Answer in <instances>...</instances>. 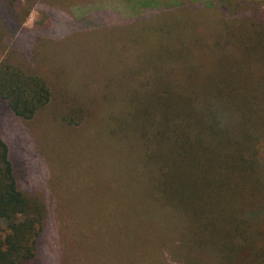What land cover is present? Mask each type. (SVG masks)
Returning <instances> with one entry per match:
<instances>
[{
	"label": "rangeland",
	"instance_id": "rangeland-1",
	"mask_svg": "<svg viewBox=\"0 0 264 264\" xmlns=\"http://www.w3.org/2000/svg\"><path fill=\"white\" fill-rule=\"evenodd\" d=\"M42 1L32 5L23 22H15L19 33L4 42L12 48L19 37L15 56L34 58L50 87V100L30 119L0 108V133L19 168V185L47 207L37 257L29 264H236L245 238L236 230L231 237L224 234L244 223L256 227L259 255L264 248V102L253 103L257 120L251 130L257 139L251 153L255 164L248 171L252 178L231 201L221 205L214 200L216 209L206 212L209 225L202 231L150 198L138 150L115 126L128 117L126 100L135 91L144 92L147 77L167 67V48L177 55L183 43L192 42L184 74L190 84L210 79L222 57L214 42L225 34L231 38V29L234 42L243 31L251 34L250 23L232 15L251 11L261 23L264 0ZM203 2L207 7H191ZM38 3H46V14ZM23 4L15 0L13 14ZM152 6L158 17L150 20L144 13ZM36 23L46 28L35 31ZM205 43L211 47L201 50ZM235 51H229L225 66ZM103 99L104 106L92 107L89 119L68 124L62 118L77 102ZM238 178L242 180L237 176L232 183ZM240 190L236 187V193ZM230 211L235 221L222 227ZM250 229L253 238L255 230ZM244 260L264 264L256 255Z\"/></svg>",
	"mask_w": 264,
	"mask_h": 264
},
{
	"label": "trees",
	"instance_id": "trees-1",
	"mask_svg": "<svg viewBox=\"0 0 264 264\" xmlns=\"http://www.w3.org/2000/svg\"><path fill=\"white\" fill-rule=\"evenodd\" d=\"M14 1L0 0V108L6 107L16 116L30 119L49 102L51 90L45 76L35 68L34 58L22 60V56H15L19 37L13 41L12 48L4 42L17 32L20 24L15 22H23L32 5L38 2L24 0L22 10L13 14ZM45 4L38 3V6L46 14ZM191 4L194 8L208 5ZM156 8L146 9L144 16L155 19ZM254 14L243 11L231 16L238 22H249L251 34L243 31L244 36L234 42L231 39L236 37V32L231 29V38L225 34L223 39L214 42L222 57L216 60L210 79L190 84V76L184 74L191 58L189 50L194 48L192 42L183 43L182 49L176 50L177 55H171L167 48V67L157 69L154 77L152 74L147 77L144 92L135 91L126 100L128 117L117 120L115 126L131 147L138 150V162L142 163L145 178L151 185L150 198L160 200L175 216H184L188 223H196L200 231L209 225L206 212L215 210L218 202L223 205L231 201L252 178L248 171L255 164L251 162V153L256 151L257 139L251 130L257 120L253 103L255 99L264 102V32H261L264 21L260 23ZM46 18L49 22L52 17L47 14ZM43 28L45 23H36L34 30ZM169 43L173 45L172 41ZM208 47L210 43H205L200 49ZM232 49L236 55L225 66ZM105 99L91 104L77 102L71 114L62 118L68 124L80 123L91 118L92 107H103ZM246 110V117L253 115L255 119L247 120ZM18 173L16 161L0 133V264H29L37 257L48 214L41 199L20 187ZM237 176L242 180L238 178L232 183ZM236 187L241 188L238 193ZM225 218L222 227L235 221L234 211ZM238 226L224 234L231 237L236 230L245 238L235 263L247 264L244 258L250 259L253 255L264 262L263 246L260 245L259 255L255 250L256 227L248 223ZM250 227L255 230L253 238L248 235ZM227 244L229 241L221 249Z\"/></svg>",
	"mask_w": 264,
	"mask_h": 264
}]
</instances>
